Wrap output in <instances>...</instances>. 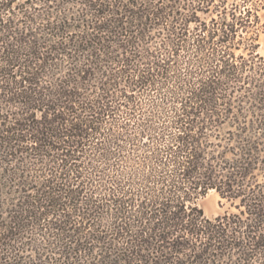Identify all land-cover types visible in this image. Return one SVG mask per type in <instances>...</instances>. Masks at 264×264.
<instances>
[{
	"label": "trees",
	"instance_id": "1",
	"mask_svg": "<svg viewBox=\"0 0 264 264\" xmlns=\"http://www.w3.org/2000/svg\"><path fill=\"white\" fill-rule=\"evenodd\" d=\"M261 10L0 0V264H264Z\"/></svg>",
	"mask_w": 264,
	"mask_h": 264
},
{
	"label": "rangeland",
	"instance_id": "2",
	"mask_svg": "<svg viewBox=\"0 0 264 264\" xmlns=\"http://www.w3.org/2000/svg\"><path fill=\"white\" fill-rule=\"evenodd\" d=\"M73 9H81V7L75 6ZM260 14L261 22L264 23V10H261ZM258 43V52L261 55H264V24L259 34ZM249 118L250 116L247 117V119ZM253 119H255V117H253ZM257 119H261V117H258ZM198 205L208 217L216 216L229 208L228 203H226L214 190L208 191L203 197H201L198 201Z\"/></svg>",
	"mask_w": 264,
	"mask_h": 264
}]
</instances>
